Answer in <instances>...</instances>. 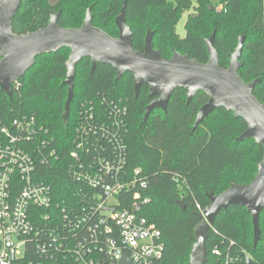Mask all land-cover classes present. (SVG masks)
<instances>
[{
    "label": "trees",
    "instance_id": "obj_1",
    "mask_svg": "<svg viewBox=\"0 0 264 264\" xmlns=\"http://www.w3.org/2000/svg\"><path fill=\"white\" fill-rule=\"evenodd\" d=\"M217 8L209 0H126L125 19L132 32V46L143 49L148 29L153 31V47L164 58L172 51L187 54L205 63L208 52L204 39L215 32L214 48L221 67H226L240 35H245L238 73L245 82L260 78L252 94L264 100V0H222ZM123 0H21L12 21V31L22 34L44 27L50 16L59 12L61 27L81 25L86 9L91 7V23L112 36L118 35L114 19ZM188 12L185 35L176 30L182 13ZM68 48L35 58L34 64L12 85L9 98L0 90V118L10 120L22 114H33L52 137L60 161L72 149L77 108L80 102H98L103 96L122 99L127 107L125 143L129 168L139 167L146 177L148 198L142 215L161 233L163 252L152 264H188L195 242L194 229L200 222L195 215L210 201L207 194H219L231 183L248 184L256 174L264 148L253 139L235 141L246 125L225 108H217L193 128L199 108L207 96L199 91L186 102V91L176 89L167 104L166 113L153 109L144 118L145 107L156 96L148 95L142 84L135 95L133 77L124 73L118 80L116 70L97 63L91 72L90 59L82 58L75 67L73 98L69 116L62 119L67 87L65 61ZM54 164L46 169L45 180L57 193H65L66 172ZM130 198V194H129ZM183 203L184 208L181 207ZM124 206L128 207L127 202ZM199 207V208H198ZM261 238L253 246L250 215L244 207L230 206L220 211L207 232V261L214 264L212 249L238 256L242 264L247 255L251 261L264 260V209L259 215Z\"/></svg>",
    "mask_w": 264,
    "mask_h": 264
},
{
    "label": "built area",
    "instance_id": "obj_2",
    "mask_svg": "<svg viewBox=\"0 0 264 264\" xmlns=\"http://www.w3.org/2000/svg\"><path fill=\"white\" fill-rule=\"evenodd\" d=\"M126 114L121 98L80 102L72 149L61 161L35 115L0 118V264H120L123 256L152 264L161 257L160 230L141 212L146 177L127 164ZM59 163L63 194L45 180ZM212 254L214 264L239 260L217 247Z\"/></svg>",
    "mask_w": 264,
    "mask_h": 264
},
{
    "label": "water",
    "instance_id": "obj_3",
    "mask_svg": "<svg viewBox=\"0 0 264 264\" xmlns=\"http://www.w3.org/2000/svg\"><path fill=\"white\" fill-rule=\"evenodd\" d=\"M20 2L21 0H0V90L9 98L12 84L34 64L36 57L68 48L69 55L65 61L67 71L62 82L67 87L62 114L64 122L68 119L73 98L75 67L82 58L87 57L90 59L91 72L97 63L112 66L116 70V80L129 72L133 77L135 95L142 84L148 85V95L156 97L145 107V119L153 109H161L166 113L168 101L176 89L183 88L186 91L187 103L201 91L207 96V101L199 108L193 128L213 110L222 107L241 118L246 125V129L235 141L253 139L264 148V100L260 102L252 94L261 79L245 82L238 73L243 64L240 57L245 35L238 37L226 67L219 65L214 48L215 32L204 39L208 52L205 63L176 50L166 59L153 47V31L150 29L146 32L143 49L133 48L132 32L125 19L126 0H123L114 19L117 36H112L91 23V7L86 9L84 19L78 27L59 26L58 12L50 16L44 27L16 34L12 31V21ZM207 197L209 205L202 212L195 213L200 222L194 229L195 242L188 264L206 263L205 242L209 226L220 211L230 206H241L247 210L252 224L253 246L258 243L261 238L259 215L264 209V153L257 164L255 176L248 184L231 183L221 193H209ZM180 205L184 208L182 202ZM120 264L131 263L123 256ZM244 264H252L251 259L246 257Z\"/></svg>",
    "mask_w": 264,
    "mask_h": 264
},
{
    "label": "rangeland",
    "instance_id": "obj_4",
    "mask_svg": "<svg viewBox=\"0 0 264 264\" xmlns=\"http://www.w3.org/2000/svg\"><path fill=\"white\" fill-rule=\"evenodd\" d=\"M212 4L216 5V7L219 8V6H221V4L223 3L222 0H209ZM188 12H184L182 13V15L180 16L177 26H176V30L178 32V34L180 36H184L185 35V29H184V23L186 20Z\"/></svg>",
    "mask_w": 264,
    "mask_h": 264
}]
</instances>
